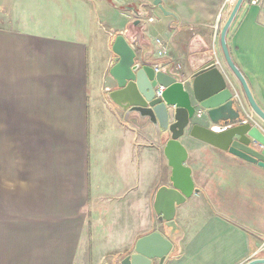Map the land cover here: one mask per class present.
I'll use <instances>...</instances> for the list:
<instances>
[{"label": "crops", "instance_id": "obj_1", "mask_svg": "<svg viewBox=\"0 0 264 264\" xmlns=\"http://www.w3.org/2000/svg\"><path fill=\"white\" fill-rule=\"evenodd\" d=\"M74 2L65 17L59 0H0V264H78L86 243L93 258L121 264L155 231L173 244L164 264L258 258L264 168L184 139L196 193L168 226L154 210L172 176L165 143L111 98L112 45L124 36L139 61L188 85L216 58L243 109L264 129L221 48L237 0H101L105 12L119 15L104 18ZM45 3L52 7L39 5ZM227 45L264 111V0L243 2ZM198 122L208 124L204 114Z\"/></svg>", "mask_w": 264, "mask_h": 264}, {"label": "water", "instance_id": "obj_2", "mask_svg": "<svg viewBox=\"0 0 264 264\" xmlns=\"http://www.w3.org/2000/svg\"><path fill=\"white\" fill-rule=\"evenodd\" d=\"M245 0H237L224 24L220 42L225 62L239 81L249 107L264 124V111L256 102L250 86L235 65L227 45L228 31ZM165 16L167 12L159 1L154 3ZM116 56L110 71L117 89L111 98L126 114L137 115L151 124L157 142L165 143L164 155L172 168L170 186H162L156 195L154 210L168 226L174 223L177 208L195 193L192 170L186 166L188 152L183 140L192 137L222 151L264 168V129L243 109L239 94L220 67L217 59L207 60L189 81L143 64L124 36H118L112 45ZM164 89L157 97L156 90ZM204 111L207 125H201L196 114ZM173 251V244L160 232L140 238L134 252L121 264H164ZM247 264H264L256 258Z\"/></svg>", "mask_w": 264, "mask_h": 264}, {"label": "rangeland", "instance_id": "obj_3", "mask_svg": "<svg viewBox=\"0 0 264 264\" xmlns=\"http://www.w3.org/2000/svg\"><path fill=\"white\" fill-rule=\"evenodd\" d=\"M59 1H61V4H60L61 13L64 14L66 17L67 12H68L67 10H70V8H74V4L76 2H74V0H59ZM80 1H84L86 3V5H88V7L90 8V10L92 11L94 16H98V14H99L104 18L105 14L111 15L112 12L115 13L113 11V8H109V9L106 8L107 12H110V13L105 12V10H103V8L101 6V0H80ZM110 3H111V1H110ZM32 5L35 7L37 4H35L34 2H33V4L30 3L29 7ZM39 5H43L46 7L49 6V8L52 7V4H48V3L39 4ZM117 16H119V15H117ZM117 16H116V19H117ZM90 246L91 245L89 243L85 244L86 250L81 255L79 253V258H78V262H77L78 264H106V263L107 264H115L114 261H116V260H113L114 258H111V257H107L105 259L93 258L92 246L91 247ZM87 247H89L88 248L89 250L87 249ZM87 254H89V257L85 258V257H87ZM258 258H264V243L262 244V251H261ZM117 262H118V260H117Z\"/></svg>", "mask_w": 264, "mask_h": 264}, {"label": "built area", "instance_id": "obj_4", "mask_svg": "<svg viewBox=\"0 0 264 264\" xmlns=\"http://www.w3.org/2000/svg\"><path fill=\"white\" fill-rule=\"evenodd\" d=\"M261 2H262V0H250V4H251L252 6H258ZM164 54H165V51L160 52V55H164ZM219 65H220V64H219ZM160 71H161V69L158 68V67H156V72H160ZM163 91H164V89L161 88V87H159V88L156 90V95H157V97H160V96L162 95ZM238 99L241 101L240 96L238 97ZM241 103H242V101H241ZM203 114H204V111L200 110V111L196 114V116H197V118L199 119V118H201V117L203 116Z\"/></svg>", "mask_w": 264, "mask_h": 264}]
</instances>
